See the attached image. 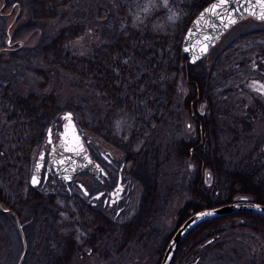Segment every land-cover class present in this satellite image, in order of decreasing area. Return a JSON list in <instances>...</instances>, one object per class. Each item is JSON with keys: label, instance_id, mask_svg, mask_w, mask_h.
Returning <instances> with one entry per match:
<instances>
[{"label": "trees", "instance_id": "obj_1", "mask_svg": "<svg viewBox=\"0 0 264 264\" xmlns=\"http://www.w3.org/2000/svg\"><path fill=\"white\" fill-rule=\"evenodd\" d=\"M76 1L32 0L31 16L37 20L54 19L61 11L74 9ZM212 1L168 0L165 7L164 0H101L98 20L107 24L113 20L111 39L85 40L89 22L76 20L46 47L53 56L45 59L46 65L59 67L88 82L103 103L105 110L97 118L85 116L80 109L76 111L83 120L80 127L123 150L131 167L148 153L146 147L153 143L149 140H153L160 125H169L178 118L174 108L179 101L181 81H186L188 93L182 109L195 114L196 128L193 138L181 140L179 144L187 159L197 164V175L192 199L179 213L178 226L201 209L235 201L238 194L250 195L253 201L264 205V185L257 184L250 174L226 168L219 145L224 130L215 113L217 106L220 109L232 104L234 97L243 95L241 90L236 91L237 85L244 90L247 77H251L253 85L256 81L264 82V30L242 35L237 43L223 51L224 60L219 57L207 74L202 61L189 62L182 46L190 24ZM146 6L148 11H144ZM173 12L178 18L169 21ZM203 102L215 108L209 119L199 112ZM59 113L57 100L51 95L41 100L33 94L20 95L10 85H0V135L8 141L14 139L15 156L11 165L16 168V178L10 176L15 182L16 201L11 203L4 192L0 193V201L22 217L26 203L21 193L27 194V199L34 203L46 200L52 227L64 232L63 255L69 259L77 247V239L93 228L101 214L87 203L79 190L70 194L66 189L52 191L41 196L30 186L34 150L42 141L43 129ZM0 165H4L1 157ZM1 171L7 174V170L1 168ZM208 171L214 180L212 188H207L205 183ZM224 190L227 191L225 198L221 194ZM62 223L63 229L59 226ZM237 227L264 237V216L242 212L204 221L184 238L172 264L193 258L204 244L218 240L227 230Z\"/></svg>", "mask_w": 264, "mask_h": 264}, {"label": "rangeland", "instance_id": "obj_2", "mask_svg": "<svg viewBox=\"0 0 264 264\" xmlns=\"http://www.w3.org/2000/svg\"><path fill=\"white\" fill-rule=\"evenodd\" d=\"M100 2L77 0L74 9L61 11L54 19L37 20L31 16L32 0H0V85H10L20 95L33 94L41 100L51 95L60 109V113L51 118L50 124L43 129L42 141L34 150V161L43 151L49 152L47 133L50 127L54 142L58 141L62 115L70 111L92 154L99 156L103 153L114 164L111 167L100 159L110 174L106 185L116 184L120 167H123L121 175L127 184L122 201L107 214V223L103 220L95 229L84 232L77 239V247L69 259L63 255L65 245L61 241L64 232L54 230L50 222L48 202H25L21 219L28 226L29 233L26 231L28 249L22 264H58L59 261L63 264H160L170 237L179 227V213L193 196L197 164L187 159L179 144L181 140L193 138L195 129L191 116L182 109L188 93L185 80L181 81L179 101L174 108L178 118L169 125H160L153 140H149L153 143L146 147L148 153L131 167L123 150L80 127L83 120L77 110L95 118L105 110L94 88L88 82L44 62L53 57L46 51L48 44L76 20L89 22L85 40L111 39L113 20L108 24L100 23ZM257 30H264V21L248 15L233 24L201 60L207 74L219 57L224 60L221 54L237 43L242 35ZM243 84L244 90L239 85L236 90H241L243 95L234 97L232 104L223 106L225 110L236 108L231 113L226 111V119L221 122L224 131L219 141L220 156L229 170L250 174L257 184L264 185V82L256 81L253 85L251 77H247ZM203 103L199 105L200 110L205 108ZM0 136V157L4 163L2 167L0 165V193L4 192L9 197L15 193V182L10 178H16V168L11 165L15 144L13 138L9 142L7 137ZM1 168L7 170L6 175ZM77 181L84 185L89 182L85 176ZM205 183L207 188L214 184L209 171L205 174ZM63 186L61 180L50 175L48 180L42 179L39 190L47 194L64 191ZM76 187L74 184L72 190L78 191ZM47 189L48 192L45 191ZM221 194L225 198L227 191ZM20 195L24 197V193ZM237 196L236 201L254 200L250 195ZM10 215L0 209V264H18L24 250V231L16 228ZM197 251L196 256L179 264H264V237L237 227L227 230L225 236L204 244Z\"/></svg>", "mask_w": 264, "mask_h": 264}, {"label": "water", "instance_id": "obj_3", "mask_svg": "<svg viewBox=\"0 0 264 264\" xmlns=\"http://www.w3.org/2000/svg\"><path fill=\"white\" fill-rule=\"evenodd\" d=\"M213 4L217 5L215 9L212 8ZM247 15L264 21V18H261L264 17V0H227V3H222V0H213L208 4L194 18L183 39V52L189 62L196 64L202 60L209 53L215 41L230 29L233 24ZM233 19L235 23L230 22ZM66 117L70 119H66ZM47 143L52 145V148L48 156L49 164L47 165L46 176L52 171L57 178L61 179L65 186L72 184L80 174L87 173L97 178L101 174L106 176L105 170L92 159L84 135L78 128L72 112L67 111L62 115V131L58 143H53L51 127L48 129ZM46 160V152L43 151L37 156L33 164L30 176V185L33 188H38L41 185ZM80 187L86 195H89L84 185L81 184ZM125 189L126 184L122 182L120 173L118 184L111 193L110 206H115L122 201ZM99 197L100 195H97L93 199ZM0 209L15 216L19 225L18 215L15 212L1 204ZM242 212L264 216V205L245 199L216 207L204 208L193 213L171 237L160 264L173 263L182 241L199 224L214 218ZM23 240L24 250L18 264L23 263L28 249L24 234Z\"/></svg>", "mask_w": 264, "mask_h": 264}, {"label": "flooded vegetation", "instance_id": "obj_4", "mask_svg": "<svg viewBox=\"0 0 264 264\" xmlns=\"http://www.w3.org/2000/svg\"><path fill=\"white\" fill-rule=\"evenodd\" d=\"M213 47V46H212ZM211 47V48H212ZM203 106H205V108L203 109V110H200V108H199V112L201 113V115L204 117V118H206V119H209V117L212 115V111H214L215 110V108L212 106V105H210V104H206V103H203ZM226 107V106H225ZM217 108V111L215 112V113H217V116L216 117H218V119H217V121L219 122V125L221 126H223V124H221V122L223 121V119L225 118L226 119V116H224V115H226V111H229L230 113L236 108V107H234V109L233 108H229L228 110H225L223 107H221V108H223V109H218V106L216 107ZM236 111V110H235ZM221 113V114H220ZM187 114L188 115H190L191 116V118H192V120H193V122L195 123V128H196V122H195V120H196V116H195V114L194 113H188L187 112ZM220 116V117H219ZM194 128V127H193ZM195 130V129H194ZM61 133V132H60ZM60 133L58 134V136H60ZM52 134H53V132H52ZM54 141V140H53ZM58 141H59V139H58ZM57 141V142H58ZM57 142H54V144H57ZM203 143V142H202ZM51 148H52V145H50V148H49V152L47 153L46 151V158H48V156H49V154H50V152H51ZM91 152V151H90ZM91 156H92V159L95 161V162H97L104 170H105V172H106V176H104L103 174H101L100 175V177L99 178H97V177H94V176H92V175H90V174H83V175H80V176H78L77 178L79 179V177H81V176H85V177H87L88 178V180H89V185H85V189L88 191V193H89V195H86L84 192H83V190L81 189V187H80V185L82 184L80 181H77L78 179H76V181H75V184L78 186V187H76L77 189H79V191L82 193V195L85 197V199H86V201H87V203L89 204V205H91L92 206V208L97 212V213H99V214H101V217L99 218V221L93 226V228L95 229L96 228V226H97V224L99 225V222H101V221H103V220H105V223H107V220L109 219V215H107V214H110V211H112L117 205H115V206H110V197H111V193H112V191H113V189L116 187V185L118 184V180H119V178H120V173L122 174V170H123V167H120V169L118 170V173H117V181H116V184L115 185H112V183H110L109 185H106L107 184V181L109 180V177H110V174H109V172H108V168H106L104 165H103V163H101V161H100V159L103 161V162H105L107 165H109V166H111V167H114V164H113V162H112V160L110 159V158H108L105 154H103V153H100L99 154V156H97V155H93L92 154V152H91ZM47 165L48 164H46V167L44 168V173H43V179H46V180H48V178H49V176L50 175H52L53 173H52V171L51 172H49L48 173V176H46L47 175ZM122 181H123V183L124 184H126V179H122ZM82 185H84V184H82ZM37 190H38V192L40 191L39 190V187L38 188H36ZM65 189L67 190V192L70 194V192L71 191H73L72 190V187H65ZM126 189H127V184H126ZM126 189H125V191H126ZM25 190H27V187L25 188ZM46 192H48V189L47 190H45ZM41 192V191H40ZM39 192V194L41 195V196H44V193H40ZM97 195H100V197L99 198H97V199H93V197L94 196H97ZM27 194L25 195L24 194V198H25V202L26 203H31V201L30 200H28L27 199ZM10 197V198H9ZM9 201L11 202V203H15V193H11V195H9ZM239 201V200H238ZM233 202H236V200L235 201H233ZM232 203V202H231ZM0 204H2V206L4 205L1 201H0ZM28 205V204H27ZM5 206V205H4ZM6 207V206H5ZM6 208H8V207H6ZM9 210H11V211H13L11 208H8ZM14 212V211H13ZM10 217H11V219H13L14 220V223H15V225H16V228L17 227H19V229H20V231L22 232V231H24V236H25V241H26V243H28V240H27V237H26V231H27V233H29V231L27 230V228H28V226L26 225V223L25 222H23L22 221V217H20V216H18V219H19V225L17 224V218L15 217V216H13V215H10ZM215 219V218H214ZM184 222V221H183ZM18 225V226H17ZM60 226V228H64V225H63V223L61 224V225H59ZM77 227H78V225H77ZM93 228L91 229V230H93ZM177 230V229H176ZM9 239H10V237H9ZM24 241V240H23ZM62 242H64V244H65V241H64V239L62 238ZM161 263V262H160Z\"/></svg>", "mask_w": 264, "mask_h": 264}, {"label": "clouds", "instance_id": "obj_5", "mask_svg": "<svg viewBox=\"0 0 264 264\" xmlns=\"http://www.w3.org/2000/svg\"><path fill=\"white\" fill-rule=\"evenodd\" d=\"M167 5H168V0H164V6L167 7ZM144 11H148L147 6L145 7ZM174 18H178V14L175 12H173V14L168 17L169 21H172ZM137 19H139V17H137Z\"/></svg>", "mask_w": 264, "mask_h": 264}, {"label": "snow or ice", "instance_id": "obj_6", "mask_svg": "<svg viewBox=\"0 0 264 264\" xmlns=\"http://www.w3.org/2000/svg\"><path fill=\"white\" fill-rule=\"evenodd\" d=\"M222 3H227V0H222ZM216 7H217L216 4H213V5H212V8H213V9H215ZM261 18H264V17H261ZM230 22H231V23H235V20L233 19V20H231ZM66 119H70V118H67V117H66Z\"/></svg>", "mask_w": 264, "mask_h": 264}]
</instances>
